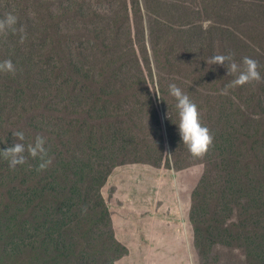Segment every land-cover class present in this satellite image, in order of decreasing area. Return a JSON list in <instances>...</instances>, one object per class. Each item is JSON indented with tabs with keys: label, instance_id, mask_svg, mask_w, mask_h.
<instances>
[{
	"label": "trees",
	"instance_id": "obj_1",
	"mask_svg": "<svg viewBox=\"0 0 264 264\" xmlns=\"http://www.w3.org/2000/svg\"><path fill=\"white\" fill-rule=\"evenodd\" d=\"M104 6L102 0H0V19L6 13L18 18L15 33L0 34V62L10 59L16 67L15 74L0 72V81L8 95H14V88L20 99L25 93L22 109L10 108L0 98V149L13 144L11 129L19 117L25 121L16 130L24 132L23 143H32L37 135L45 137L52 158L43 171L36 170L38 159L29 157L11 169L0 158V204L5 221L0 223V264H23L26 257L28 264H116L124 256L127 247L115 236L102 192L113 169L139 163L146 160L144 156L154 160H148L152 165L163 163L178 171L198 162L187 163L192 155L175 124L176 101L168 91L172 83L194 103L202 92L205 105L201 107L218 114L220 124V128L209 129L213 144L202 159L206 171L192 193L190 223L197 250L205 255L216 246H237L246 250L247 264H264L263 94L241 86L220 95L233 77L218 65L206 68L203 63L199 68L187 64L192 52L186 59L179 56L183 34L171 42L172 48L154 44L153 57L147 54L141 59L130 19L129 26L125 20L131 15L129 5L119 13L123 17L111 24L105 20L111 10ZM152 63L155 68H150ZM145 64L149 75L143 72ZM44 71L51 72L48 95L34 84ZM148 84L158 88L165 101L158 100ZM50 90L62 107L51 101ZM127 91L134 96L114 102ZM138 96L145 99L147 126L139 125V114L146 111L136 113L143 106L133 102ZM77 107L81 111H69ZM198 110L201 123L207 126L206 112ZM166 135L172 160L163 153ZM145 137L153 142L147 144ZM217 167L224 186L220 200H246L238 203V221L230 224L209 216L206 193L212 169ZM100 241H104L101 249ZM99 252L103 260L89 261Z\"/></svg>",
	"mask_w": 264,
	"mask_h": 264
},
{
	"label": "rangeland",
	"instance_id": "obj_2",
	"mask_svg": "<svg viewBox=\"0 0 264 264\" xmlns=\"http://www.w3.org/2000/svg\"><path fill=\"white\" fill-rule=\"evenodd\" d=\"M105 10H111L105 20L107 24L113 23L116 18H122V8L125 4L130 7V16L125 19L129 26L131 34L136 41L138 56L143 59V56L150 54L152 56L153 45L160 48H172L171 42L179 40L183 34V39L179 44V56H189L192 52V58L187 64L201 65L206 68L211 65L207 64V60L212 55L234 53L233 59L240 63L242 58L247 56L255 59L259 64V71L264 77V1L262 0H102ZM138 4L141 10L139 11ZM102 6V5H101ZM138 12L134 14L135 7ZM112 7V8H110ZM106 13V12H104ZM126 12H124V15ZM144 40H138V37ZM146 46V52L145 47ZM102 50L101 44L99 45ZM144 50V53L141 52ZM148 52V53H147ZM140 54V55H139ZM101 56V53H97ZM197 58V59H195ZM155 68V63L150 65V68ZM219 69L223 66L218 65ZM204 69V68H202ZM49 71V70H47ZM43 72L42 76H37L34 84L40 92L49 94L47 90L49 81L52 80L51 72ZM144 74L149 75L148 66L143 68ZM227 77L226 74H223ZM26 80L25 77H22ZM154 78L156 79V72ZM149 79L150 76H149ZM231 81V79H230ZM229 81V82H230ZM3 81H0V98L8 103L10 108L18 106L23 108L22 98L14 95H8L2 86ZM121 83H118V87ZM247 89L251 88L252 92L263 94L264 101V82H253L244 85ZM56 93L50 90L52 102L57 103L60 107L63 106L55 99ZM126 96L133 97V92H125L123 98H117L114 102H119ZM204 94L201 92L196 100V105L199 109H203L206 113L203 114L204 120H207L209 129L215 130L220 128L218 114L215 115L211 108L205 106L202 108ZM134 103H142V108L137 107V112L144 110L139 114L140 126H147L149 114L145 106V99L138 96L133 99ZM114 105V104H113ZM137 106V105H136ZM81 111V108H71L69 111ZM261 111V110H260ZM29 119L28 115L22 116ZM16 121L11 131H16L25 122L22 118L16 117ZM82 120V118H80ZM5 134V133H4ZM146 138V137H145ZM147 144L153 142L152 139H147ZM169 137L166 135V148L164 156L168 160L173 159L171 152L172 148L168 145ZM146 144V145H147ZM144 156V155H143ZM142 156V157H143ZM146 160L139 163H127L117 166L108 180L107 185L103 189V195L111 210L113 223H117L118 217L125 218L131 213H123L122 210L133 208L135 210V221L133 217H127L135 225L133 230L142 245L141 247L125 248V244L117 237L116 225L114 224L115 236L122 247L127 249L122 258L116 260V264H127L128 260H132L131 264H247L246 250L237 246L223 247L216 246L205 255L197 250L195 245V233L192 224L190 223V211L192 207V193L200 184L205 171L206 164L202 160L204 158H189L187 163L198 161L188 168L178 171L174 166L168 167L163 163H156L154 166L148 160L154 161L148 156H144ZM206 161V160H205ZM223 176L220 167L212 169V175L206 193V198L210 205L209 216L215 217L217 220L225 221L230 224L238 221L239 210L238 203L246 201L240 200H220L223 186ZM2 197H0L1 199ZM3 207L0 204V223L1 220L5 224L2 217ZM217 211V214L215 212ZM123 213V214H122ZM151 225L162 226L167 229L179 230L180 234H176V241H179L182 246L173 247L169 244H156L152 242L151 248H148L147 243H142L141 240L146 232V227ZM119 224H117L118 227ZM5 225H3L4 227ZM7 230L3 232L6 235ZM175 232L169 233L166 238L171 242ZM137 242V243H139ZM104 241H100L98 248L101 249ZM124 245V246H123ZM146 246V247H145ZM3 244H0V249ZM10 252L11 247H6ZM6 249H3V252ZM147 250L151 251V255ZM133 253V255H131ZM140 254L139 261L134 263L137 255ZM103 252H99L89 261L99 262L104 257ZM132 256V257H131ZM117 257V255L115 256ZM23 259V258H22ZM21 259V260H22ZM30 258L26 257L23 264H28ZM33 264H38L33 262ZM77 264V263H74Z\"/></svg>",
	"mask_w": 264,
	"mask_h": 264
},
{
	"label": "clouds",
	"instance_id": "obj_3",
	"mask_svg": "<svg viewBox=\"0 0 264 264\" xmlns=\"http://www.w3.org/2000/svg\"><path fill=\"white\" fill-rule=\"evenodd\" d=\"M18 18L12 13H6L4 18L0 19V34H7L8 31L15 33L17 31L15 25ZM20 31H23L21 28ZM22 42V41H21ZM234 53L212 55L206 61L208 65H220L226 68L227 76L233 79L220 90V95H228L229 89L251 84L253 82H264L261 76L258 62L250 57H243L240 63L234 59ZM0 72L15 74L16 67L13 62L4 60L0 62ZM149 88L156 94L158 100H163L158 88L153 89L149 84ZM169 95L176 101L175 108L177 110L178 122L175 123L181 141L186 146L189 153L195 158H203L209 148L213 144V136L207 126L201 123L200 113L197 105L185 94L175 83L168 85ZM171 119L169 113L166 114ZM14 142L12 145L0 149V158H3L11 169H15L18 165H23L28 158L38 159L36 170L43 171L52 164V158L48 154L45 147L46 138L37 135L32 143L25 145V134L22 131H13ZM86 211V208L84 209Z\"/></svg>",
	"mask_w": 264,
	"mask_h": 264
},
{
	"label": "crops",
	"instance_id": "obj_4",
	"mask_svg": "<svg viewBox=\"0 0 264 264\" xmlns=\"http://www.w3.org/2000/svg\"><path fill=\"white\" fill-rule=\"evenodd\" d=\"M121 212L123 213H127L130 212L131 213V217H133L135 219V221H138V219L135 217V210H133V208L128 209V210H122ZM122 213V214H123ZM127 216V217H130ZM127 217L125 218H121L120 215L118 217L117 223H114L116 225V232H117V237L119 238V240L122 241V243L125 244L126 247H128V249L132 248V247H141L142 245L140 244L135 231L133 230V227L135 225L139 226L137 222H133L131 219H128ZM117 227V224H119ZM171 232H175L171 242L166 238V236L171 233ZM143 239L141 240L142 243H147L148 244V248H151L152 242H155L156 244L160 245V244H169L170 246L173 247H180L182 246L180 244L179 241H176V234H180L179 230H172V229H167L165 227L162 226H155V225H151L146 227V232L143 233ZM139 242V243H137ZM146 247V246H145ZM149 253V256L151 255V251L147 250ZM136 254V253H135ZM133 255V253L131 254ZM137 257L134 260V263L136 261H139L140 259V254L137 253L136 254ZM132 257V256H131ZM132 260H128L127 264H131Z\"/></svg>",
	"mask_w": 264,
	"mask_h": 264
}]
</instances>
